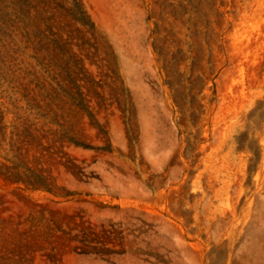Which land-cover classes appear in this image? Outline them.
<instances>
[{"label":"rangeland","instance_id":"rangeland-1","mask_svg":"<svg viewBox=\"0 0 264 264\" xmlns=\"http://www.w3.org/2000/svg\"><path fill=\"white\" fill-rule=\"evenodd\" d=\"M0 264H264V0H0Z\"/></svg>","mask_w":264,"mask_h":264}]
</instances>
